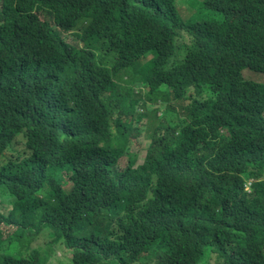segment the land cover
I'll return each instance as SVG.
<instances>
[{"label": "trees", "instance_id": "obj_1", "mask_svg": "<svg viewBox=\"0 0 264 264\" xmlns=\"http://www.w3.org/2000/svg\"><path fill=\"white\" fill-rule=\"evenodd\" d=\"M2 197L0 264H264V0H0Z\"/></svg>", "mask_w": 264, "mask_h": 264}, {"label": "rangeland", "instance_id": "obj_2", "mask_svg": "<svg viewBox=\"0 0 264 264\" xmlns=\"http://www.w3.org/2000/svg\"><path fill=\"white\" fill-rule=\"evenodd\" d=\"M177 8L180 9V5L177 3ZM187 8V7H185ZM188 10L190 11V13L192 14V18H194L195 20H198V19H202L203 18H207V19H214L215 18H221V15L220 14H217V13H214V12H211V11H204V10H199L196 8V5L194 4H190V7L188 8ZM76 33L77 31H74L71 34V36L69 37V41L72 42V43H76V44H81L80 40L76 37ZM81 46V45H80ZM148 56H151L150 54H148ZM245 76H246V80H250V81H254L256 83H260L257 79L260 78L261 76L256 74V73H253V72H248V71H245L243 73ZM145 94V92L143 93ZM138 126L143 130L147 127V123L146 122H142V123H139ZM141 145V148L139 147ZM146 150H147V143H143L142 140H137L133 146H132V152H133V155L136 156V164L134 166V169L137 170L143 163V157L146 155ZM131 158V156H130ZM127 161L128 159H124L123 162L125 163V165L128 167L127 165ZM64 187H66V189H69V186H70V182L68 180H64L62 181L61 183ZM5 201V198H0V204L2 202ZM61 256V255H60ZM59 258V256H58ZM53 264H60L59 262L57 261H54Z\"/></svg>", "mask_w": 264, "mask_h": 264}, {"label": "clouds", "instance_id": "obj_3", "mask_svg": "<svg viewBox=\"0 0 264 264\" xmlns=\"http://www.w3.org/2000/svg\"><path fill=\"white\" fill-rule=\"evenodd\" d=\"M251 183V182H250ZM250 183L248 184V188H247V190H249V191H251V188H250Z\"/></svg>", "mask_w": 264, "mask_h": 264}]
</instances>
